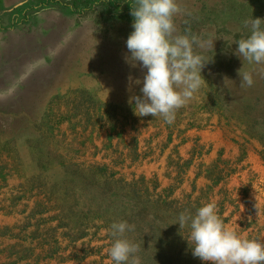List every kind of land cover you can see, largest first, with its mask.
I'll list each match as a JSON object with an SVG mask.
<instances>
[{
	"label": "rangeland",
	"instance_id": "374dc122",
	"mask_svg": "<svg viewBox=\"0 0 264 264\" xmlns=\"http://www.w3.org/2000/svg\"><path fill=\"white\" fill-rule=\"evenodd\" d=\"M69 8L83 17L124 5L73 0ZM207 97L194 93L168 124L85 95L0 84V214L28 212L32 241L75 264H114L111 225L120 221L134 225L125 238L140 246L141 264H210L193 256L190 229L176 223L209 202L228 228L264 243V95L237 106L230 125Z\"/></svg>",
	"mask_w": 264,
	"mask_h": 264
},
{
	"label": "crops",
	"instance_id": "0c3cea01",
	"mask_svg": "<svg viewBox=\"0 0 264 264\" xmlns=\"http://www.w3.org/2000/svg\"><path fill=\"white\" fill-rule=\"evenodd\" d=\"M72 1L0 0L2 90L47 94L49 98L79 94L110 109L134 110L135 102L129 103L130 98L142 96L140 89L147 72L139 62L132 67L125 60L131 55L126 41L134 31V17L130 14L134 0H120L126 10L122 13L102 8L83 17L69 8ZM177 3L182 11L173 17L176 34L190 39L195 35L205 42L204 47L193 44L194 53L208 60L201 71L205 83L197 91L198 96L213 99L224 113L220 119L230 125L237 106L259 103L264 95V63L243 61L236 54L235 43L250 35L243 21L264 19V0ZM208 41H213V47ZM241 68L252 74L251 87L240 86L237 70ZM137 80L141 83L137 84ZM26 104L19 98L17 110L24 115L31 110ZM27 215L28 212L0 214V264H75L59 256V252H52V246H38L32 241L29 234L34 222Z\"/></svg>",
	"mask_w": 264,
	"mask_h": 264
},
{
	"label": "clouds",
	"instance_id": "9594fccd",
	"mask_svg": "<svg viewBox=\"0 0 264 264\" xmlns=\"http://www.w3.org/2000/svg\"><path fill=\"white\" fill-rule=\"evenodd\" d=\"M182 9L177 0H134L131 15L133 29L126 46L130 56L126 62L132 67L139 62L147 69L140 89L142 96L134 100V113L139 117H162L168 124L175 120L176 112L185 106L205 79L201 71L208 62L202 54L194 53L193 44L205 46L197 36L176 34L173 17ZM250 35L241 38L236 54L249 63H264V19L251 18L243 21ZM213 47V41H208ZM241 87L254 84L250 72L238 69ZM132 77H129V81ZM141 83L140 80L136 81ZM181 228L190 229L189 240L192 254L210 264H264V243L247 239L228 228L217 214V206L209 202L199 207L195 214L181 212L177 222ZM134 231L127 221L114 222L111 236L114 241L109 256L114 264H141L137 253L140 246L125 238V233Z\"/></svg>",
	"mask_w": 264,
	"mask_h": 264
},
{
	"label": "trees",
	"instance_id": "16d2710c",
	"mask_svg": "<svg viewBox=\"0 0 264 264\" xmlns=\"http://www.w3.org/2000/svg\"><path fill=\"white\" fill-rule=\"evenodd\" d=\"M125 11H126L125 8H123V9H122V12H125Z\"/></svg>",
	"mask_w": 264,
	"mask_h": 264
}]
</instances>
